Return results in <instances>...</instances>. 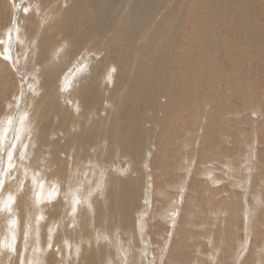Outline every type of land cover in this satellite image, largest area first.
Listing matches in <instances>:
<instances>
[{
    "label": "rangeland",
    "instance_id": "1",
    "mask_svg": "<svg viewBox=\"0 0 264 264\" xmlns=\"http://www.w3.org/2000/svg\"><path fill=\"white\" fill-rule=\"evenodd\" d=\"M3 1L9 9L7 12L0 5V182H3L0 183V264H82L90 252L101 254L97 256L98 264H264V50L259 48L260 44L228 33L231 28L222 27L220 20L218 29H206L212 36L214 32L223 34L224 41L234 43L235 48H230L226 54V43L222 42L212 46L216 48L214 56L206 50L198 56L186 53L185 49L188 46L194 49L195 43L191 38L193 13L188 9L191 2L185 0L177 33L172 38L165 35L160 41L167 38L165 46L170 48L176 41L181 45V50L179 48L170 58L171 67L183 70L189 60L196 61L200 57L205 70L207 66L214 68L208 84L214 88L215 95L206 100L190 96L180 105L169 108L167 116L174 122L168 131L159 124L162 120L157 122L149 110L146 126L143 120H138L135 126L136 134L140 125L153 130V135L143 137L141 143L138 137L137 163L132 157L134 154L121 153L118 148L111 156L95 159L78 145L76 148L74 144L66 146V136L77 132L74 121L82 119L78 125L84 119L89 123L96 114L83 108V103L70 94V86L65 89L58 76L54 84L60 92L59 109L53 112L50 93L53 84L50 88L45 84L44 70L51 61H66L67 58L62 57L68 50L65 35H52L49 25L59 19L62 27L72 18H78L64 13L63 9L72 4L85 3L93 13L105 6L116 15L104 30L111 33L104 53H111L112 47L114 54L123 57L124 51L118 45L123 44L125 38L116 37L117 43L113 45L108 39L127 32L129 23L134 22L139 23L141 29L135 28L137 34L133 38L147 34V39H154L168 31L163 16L155 20L152 28L149 26L151 15L156 14L157 9L164 12L171 0ZM246 3L250 7L246 27L251 32L253 28L264 27V0H246ZM202 7L203 3L196 9L202 11ZM223 8L208 7L207 11L210 16L220 14L221 17ZM42 30L45 37L41 36ZM82 32L83 28L76 30L72 38ZM91 44L90 38L86 49H80L71 62V70L69 67L65 73L72 74L84 64L83 60L94 66L102 57L104 62L98 65V81L103 89L107 85L110 87L107 90L113 91L118 66L116 71L113 66L108 67V59L98 55L100 51L89 54ZM44 49L48 50L47 55ZM134 56L137 58L136 53ZM249 72L258 77H252ZM127 74L129 70L124 76ZM245 82L249 83L248 88L242 85ZM232 89L238 91L233 93ZM108 91L104 89V93L110 94ZM221 95L224 96L219 99ZM159 99L161 104H166L164 94ZM103 103L101 113H106L109 105ZM62 108L67 110L64 114H71L72 125L69 123L61 130L58 126L63 123ZM48 120L53 122L54 131L56 128L55 132H60L65 139L51 133V129L49 139L40 140L38 132ZM48 126L49 122L44 129ZM15 127L19 135L13 133L6 138ZM96 128L100 129L99 125ZM156 133L165 135L166 151L163 152L166 155L160 157L157 156L160 147ZM115 145L118 146L117 140ZM7 159L11 164H4ZM129 175H137L139 180L138 186L132 185L138 188L136 198L133 197L138 203L134 209L131 207V219L126 221L112 204L123 206L132 196L131 191L128 194L124 190H109L118 188L114 180ZM128 189H132L131 186ZM91 253L92 263H97Z\"/></svg>",
    "mask_w": 264,
    "mask_h": 264
},
{
    "label": "bare ground",
    "instance_id": "2",
    "mask_svg": "<svg viewBox=\"0 0 264 264\" xmlns=\"http://www.w3.org/2000/svg\"><path fill=\"white\" fill-rule=\"evenodd\" d=\"M144 2H146V1H144ZM183 2H185V0H171V2L167 3V5H166L167 9L164 10V12L162 10H159V9H157L158 10L157 11L154 8V10L157 11V13L154 15H151V19H150L151 26H149V27L152 28L155 20L159 21L160 18H162V16H163V17H166L164 19H166L167 25L165 26L162 23L166 28L162 27V26L161 27L165 28V29H167V27L169 28L168 31L167 30H166V32L163 31L164 33L158 35L154 39H153V37H152V39H150L149 38L150 36L148 37L149 39H147V36H146L147 34L141 36L140 38H138V37L137 38L135 37L136 39L133 38L134 34L135 35L137 34L135 28L137 27V28L141 29V26L138 25L139 23H135V22L129 23L130 27H128V29L126 30L127 32L117 33V34L111 36L108 39V41L111 45H113L114 43H117L115 41L116 37H118L119 39H121V37L125 38V41L123 42V44L118 45V47H120L124 51L123 54H125V56H123V57L119 56L118 53L114 54L112 47L110 49L111 53H107V54L104 53V45L105 44L107 45V43H108L106 39L108 38V36L111 35V33L104 32V30L108 27V25H110V22H111L112 18L114 17L113 15H116L115 12L105 8V6H104V8H100L98 11L93 13L92 10H90V6L86 8L85 3H83V4H72L71 6H67L65 9H63V10H65L64 13L65 14H72V16L76 15V16H78V18L77 17L72 18L68 24H66L62 27H60L58 24L59 19H56L55 23L49 25V27L52 29L51 30L52 35H59V34L65 35V39H67L66 44H67V50H68L67 55H65V57H62L64 59H66V58L68 59V64H67V59H66V61H61L60 63L58 61H56V62L51 61L50 63L47 64V66L44 70L45 84L46 85L49 84V88L53 84V90L50 93H51V106H52V108L55 109V110L53 109L54 114H55L56 109H59V104L57 103V101H58V98H60V92L54 84L57 76H58V78L62 79V81H60V82L61 83L63 82V85L66 87L65 89H67L70 86L69 87L70 94L72 96H74V98L77 99V101H81L83 103V105H84L83 108L91 110V113L94 112L96 114L95 118L90 119L91 122L89 121V123L87 121H85V119H84V122L81 123V125H78V124L83 121L82 119L74 121L75 122L74 128L77 130V132H75L74 134H71L68 132L69 134H68V136H66V141H68V143L66 146H69L70 144H74L73 148H76V146L78 145L80 150H84L86 153L94 155L96 157L95 159H97V157L103 159L106 156H111V154L114 152V150H116L118 148L117 151H120L121 153L134 154L132 157L134 158L135 162L137 163L138 157L136 155L139 152V150H137L138 147L136 146V143H138L137 142L138 137L140 138V140H141L140 143H141L143 141V137L144 138L149 137L153 133L152 132L153 130L151 131L150 129H143V128H146L145 127L146 126L145 121H146L147 116L149 115V110H151V116L154 119H156L157 122L160 119L162 120V121H160L159 124L160 125L162 124L161 126L164 125V127L166 126L165 131H168L169 128L172 126V122H174V121L170 120V118L167 116V112L171 108H173V106H175L177 104L180 105L182 100H185V99L187 100V97H190V96L191 97L196 96L197 97L196 99H199V97L203 98V99H205V98L208 99V98L215 95L214 94V88L208 84V80L211 77V75H212L211 72L213 71L214 68H212L211 66H207L206 70H205L203 65H202V62L199 61L200 57H198V59H196V61L195 60L191 61V60H189L190 59L189 58L188 59L189 63L185 65V68L183 70H181L179 67H177V69L175 67H171L170 65H171L172 61H170V58L172 56H174L176 54V52H178L179 48L181 50V45H179V42L176 41L172 46L173 48H170V47L165 46L168 43L167 38H165L163 41H160V39L163 38L165 35H169L172 38V36H175V34L177 33L176 27L180 22L179 20L183 19L182 14H180V12L182 11V8L184 7ZM190 2H191V6L188 9L191 11V13H193V15L190 16L191 17V23L193 25V33H191V38L194 40L195 44H194V49L191 48L190 46H188L185 49L186 53H188V51H189V53L192 52V55L195 53V55L198 56L199 54L202 53L203 50H206L210 54V56L212 54L214 56L216 48H214L212 46L214 44L221 45L222 42H225V41L223 38V34L218 35L214 32L215 36H212L210 31L207 30L206 28L217 27V25L220 23V20L222 21V23H221L222 27L227 28V29L231 28L229 31L227 30L228 33H234L237 36L240 35L239 38L242 37L243 39L241 38L240 40H243V41L245 40L247 42L252 41L253 43H259L260 44L259 48L264 50V27L253 28L252 32H251V31H249L248 27H246V25H245V21L248 22L249 17H250L249 16V14H250L249 8L250 7L248 8V4L246 3V0H205L204 2H202V0H190ZM255 2H257V1H255ZM5 3L6 2H4L3 0H0V5L2 6V8L5 11H7V8L9 9V6L8 5L5 6L4 5ZM201 3H203V7L201 8L202 11L200 10L201 11L200 12L199 10L196 9V7ZM119 4L122 5V3H119ZM114 5H115V3L113 2L112 6H114ZM147 5H145V6L147 7ZM128 6L129 5H127L126 7H128ZM132 6H134V5L132 4ZM222 6L224 8H223V10H221V12H223L221 17H220L219 13H218L219 16H216V15L213 16V14H211V13L210 14L212 16L209 15V13L207 11L208 7H216L217 9L220 10V8ZM115 8H117V7H115ZM117 9H119V7ZM209 9H212V8H209ZM122 11L124 12V10H122ZM126 13H127V11H126ZM215 13H217V12H215ZM138 18H141V17H138ZM122 20H123V17H122L121 21ZM135 20H137V19H135ZM127 22H130V20ZM145 22H146V20H145ZM161 22H162V20H161ZM141 23L143 24V22H141ZM112 24H113V22H112ZM146 24H148V23H146ZM118 26H116V27H118ZM155 26H156V24H155ZM147 27H148V25H147ZM82 28H83V32L78 37L72 38V35L76 32V30H81ZM159 28H158V30H159ZM117 29H119V28H117ZM217 29H218V27H217ZM159 31H161V30H159ZM45 35L46 34L44 32L41 33V36L45 37ZM200 35H202V36H200ZM47 36H48V34H47ZM90 38L92 40V44H91V50H90L89 54H91V51H93V52L100 51V53L98 55H102V56L104 55L105 59H108V61H107V64H109L108 67L113 66L114 71L117 70V72H118L116 83L114 84L115 86L113 85L114 86L113 91L112 90L108 91L107 89H109L110 87H108L107 85H104V87L106 88V92L108 91V92H110V94L104 93L105 88L103 89L102 84L98 81L97 70H99L98 65L103 61L102 57H99L98 63L94 62L95 63L94 66H92V64H89L86 60L85 61L83 60L84 64H82L81 66L76 68V70L74 69L75 71H72L73 72V73L71 72L72 74L68 73V75H66V73H65V71H67L69 67H70L69 69L71 70V68H72L71 62L73 60H75V58H76L77 54L80 52L81 48L86 49V44L88 41H90ZM65 39H63V41ZM135 40H137V42ZM218 41L220 42V44L218 43ZM120 42H122V41H120ZM225 45L226 46H224V47L226 48V54L228 51H230V48H235L234 43H231V45L226 43ZM256 46H258V45H256ZM175 47H176V50L174 51ZM159 49H161L160 54H159ZM114 51H115V49H114ZM43 52H44V54L47 55L48 50L44 49ZM135 53L137 54L138 60H137L136 56H134ZM41 56L45 57L43 54H41ZM251 57H253V56H251ZM263 57H264V55H263ZM252 60H254V59H252ZM263 62H264V60H263ZM64 63H66L65 67H64ZM151 64H153V65H151ZM67 65H68V67H67ZM116 65L118 66L117 69H116ZM38 66H40V65H38ZM89 66H91V67H89ZM124 66H127V68H125ZM93 67H95V68H93ZM178 69H180L181 71ZM249 69H251V68H249ZM256 69L257 68H254V70H256ZM127 70H129V74H127L128 76L126 77V76H124V74L127 72ZM258 70H259V68H258ZM252 73H253V71H252ZM250 75L252 76L255 74L250 73ZM256 76L258 77L257 74H256ZM256 76H252V77H256ZM249 78H251V77H249ZM102 79H104V78H102ZM254 80H255V78H254ZM123 81H125V83L123 85H121L123 83ZM110 83L111 82L109 80V85H110ZM248 84L249 83L245 82V84H242V85L244 86V88H248L249 87ZM247 85H248V87H247ZM33 86H34V84H33ZM120 87H123V88L120 89ZM234 88H235V86H234ZM235 89H232L233 93L238 91ZM119 90H120V92H119ZM57 93H58V95H56ZM162 94H164L167 97L166 104H161V102H160L159 97H160V95L162 96ZM223 96L224 95H221L218 98L220 99ZM29 100H31V99H29ZM103 101L109 105V109L106 111V113L105 112L101 113L103 111L101 108L102 104H104ZM110 102H112V103H110ZM225 102H226V100H225ZM219 105H221V104L219 103ZM216 106H218V105H215V107ZM221 106H220V108H221ZM66 111L67 110H65L64 108L60 109L61 119H62L63 123L60 124L58 127L61 130L64 129V127L71 122V120H69L71 118V114H67V113L64 114ZM217 111H218V109H217ZM220 113H221V110H220ZM54 114H52V115H54ZM88 114H89V112H88ZM102 114H104V115H102ZM22 115H23V113H22ZM65 115H66V120H64ZM89 116H90V114H89ZM210 116H211V114H210ZM215 116L216 115H214V117ZM22 120H24V119H22ZM93 120H95V123L96 122H99V123L95 124L93 122ZM138 120H143L141 122H144L145 126L140 125L141 126L140 129L136 128V130L138 132L136 134L135 133V126H136V124H138V122H137ZM148 121H150V120H148ZM19 122H21L20 119H19ZM48 122H49L48 128L44 129L48 125ZM48 122L45 123V125L43 126L44 128H42V131L39 130L40 132H38V135L40 136V140L41 141H47L49 139L48 135H49V132L51 129H53L51 133H53V134L58 133L59 137L61 136L64 138V136L60 135V132H55L56 128L54 131L53 122H51L50 120H48ZM84 123H86V126H84ZM11 125L12 124L10 123V126ZM70 125H72V124L70 123ZM98 125H99L100 129L96 128V126H98ZM218 125H219V123H218ZM16 128L17 127H15V129ZM74 128H72V129H74ZM15 129L12 132H11V130H12L11 129L9 131L10 134L9 133H7V135L5 134L6 138L10 137L11 134L14 135L13 133H18L17 135H19V132H17V129L16 130ZM154 129L156 130V128H154ZM262 129H264V128H262ZM157 132H159V131H157ZM32 135H33V133H32ZM157 135H159V134H157ZM164 136L159 135V139H157V144H159V147H160L159 148L160 154H158V149H157V154H158L157 156L158 157H160V155H166L163 152V150L166 151V148L163 144L164 143L163 142ZM115 139L118 141V146L115 145V143H116ZM8 140H10V139H8ZM55 142H56V140H55ZM12 145H14V143ZM57 145H59V144L57 143ZM145 146H146V144H145ZM142 153H143V151H142ZM129 156H131V155H129ZM9 158H11V156H9ZM9 163L11 164L9 159L5 160V162H4V164H6V165ZM12 166H14V164H12ZM118 171H120V170H118ZM2 174H4V173H2ZM109 175H111V174H109ZM126 175H128V174H126ZM114 181H115V185H117L118 188L113 187L109 191L114 192L117 190H124L128 194H129V191H131L130 193H132V196L129 197V200L127 202H125L123 206L120 205V207H119L116 204H112L113 208L118 209V211L121 212L122 217L127 221L128 219H131V214L133 211L132 208L134 207V205H136L138 203L137 200L136 201L133 200V197L136 198L138 188H134V186H132V185H137L138 184L137 181H139V180H138L137 175L136 176L129 175L127 177H124L122 179H116ZM106 182H107V180H106ZM105 185H106V183H105ZM129 186H131L132 189L129 190L128 189ZM106 190H108V188ZM29 198H31V197H29ZM108 209H109V207H107V210ZM117 220L118 219H116V221ZM92 250L95 251V249H92ZM90 253H87L88 255L87 254L85 255V260L82 261V264H98L97 256L100 257L101 254L97 253L95 255V254L91 253V255L94 258V261H97V263H94V262L92 263Z\"/></svg>",
    "mask_w": 264,
    "mask_h": 264
},
{
    "label": "crops",
    "instance_id": "3",
    "mask_svg": "<svg viewBox=\"0 0 264 264\" xmlns=\"http://www.w3.org/2000/svg\"><path fill=\"white\" fill-rule=\"evenodd\" d=\"M54 13V12H53ZM50 28V27H49ZM51 29V28H50ZM41 33H43V30H42V32Z\"/></svg>",
    "mask_w": 264,
    "mask_h": 264
}]
</instances>
